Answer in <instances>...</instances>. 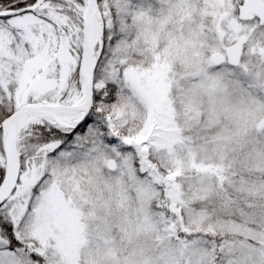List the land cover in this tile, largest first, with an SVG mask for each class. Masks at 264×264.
Segmentation results:
<instances>
[{
    "label": "snow or ice",
    "instance_id": "1",
    "mask_svg": "<svg viewBox=\"0 0 264 264\" xmlns=\"http://www.w3.org/2000/svg\"><path fill=\"white\" fill-rule=\"evenodd\" d=\"M0 264H264V0H0Z\"/></svg>",
    "mask_w": 264,
    "mask_h": 264
}]
</instances>
